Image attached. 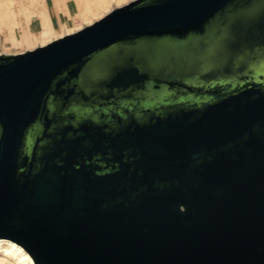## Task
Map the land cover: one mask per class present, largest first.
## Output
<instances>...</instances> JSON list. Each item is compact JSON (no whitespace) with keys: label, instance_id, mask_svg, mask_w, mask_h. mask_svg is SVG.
<instances>
[{"label":"water","instance_id":"water-1","mask_svg":"<svg viewBox=\"0 0 264 264\" xmlns=\"http://www.w3.org/2000/svg\"><path fill=\"white\" fill-rule=\"evenodd\" d=\"M0 238L35 264H264V0H130L0 53Z\"/></svg>","mask_w":264,"mask_h":264},{"label":"bare ground","instance_id":"bare-ground-1","mask_svg":"<svg viewBox=\"0 0 264 264\" xmlns=\"http://www.w3.org/2000/svg\"><path fill=\"white\" fill-rule=\"evenodd\" d=\"M13 1L0 0V29H7L9 31L5 40L6 42H9L14 47L27 46L29 49L26 50H30L79 30L105 15L114 7L123 5L130 0H54L56 7L65 6L69 15H73L75 19L80 20V25L76 28L74 27L75 29L72 30L63 24L64 29H67V31L61 35L57 34L56 29L52 25L45 0H20L19 11L26 17L27 31L25 36L20 35L19 37L15 32L18 24L16 12L12 8ZM69 1L74 2L76 7L74 11L68 7ZM34 18L38 19L40 23L38 32L31 30L30 23ZM0 264H35V262L21 245L6 238H0Z\"/></svg>","mask_w":264,"mask_h":264},{"label":"rangeland","instance_id":"rangeland-1","mask_svg":"<svg viewBox=\"0 0 264 264\" xmlns=\"http://www.w3.org/2000/svg\"><path fill=\"white\" fill-rule=\"evenodd\" d=\"M19 1L20 0H14L13 5H12L13 10L16 12V21H17L18 25L15 29V32H16L18 37L20 35L25 36V33L27 31L26 17L22 12L19 11V3H20ZM45 1H46V6L48 8V11H49V14L51 17L52 25L56 29L58 35H61L67 31V29H64L63 24H65L66 27L68 29H71V30L75 29L77 26L80 25V20L77 18L75 19V17L73 15H69L66 11L65 6L61 5L59 8V7H56L54 0H45ZM68 7H69V9H71L73 11L76 9L73 1L68 2ZM30 24H31V30L33 32L39 31L40 23H39L38 19H36V18L32 19ZM8 33H9V31L7 29H3V30L0 29V53H20L22 51H25L26 49H29V48H27V46L14 47L9 42H6L5 40H6ZM224 47H225V49L221 54L213 53L210 57L205 58V59H203L202 57H199V58L194 59V62L201 63L202 61L209 60L207 62L208 64L216 65V61H214V60L218 55H221L223 57L224 56L227 57L226 64H224V66H227V63H229L230 58H233V57L240 58L241 57V55H242L241 51L230 50L228 44H226V46H224ZM210 69L218 70V69H214V68H210ZM190 71H192L194 73H205L208 70L205 68H195V69H192Z\"/></svg>","mask_w":264,"mask_h":264}]
</instances>
